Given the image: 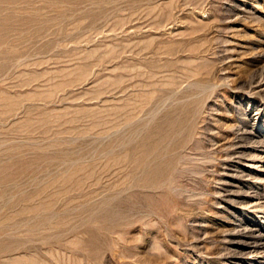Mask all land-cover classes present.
<instances>
[{"label": "rangeland", "instance_id": "rangeland-1", "mask_svg": "<svg viewBox=\"0 0 264 264\" xmlns=\"http://www.w3.org/2000/svg\"><path fill=\"white\" fill-rule=\"evenodd\" d=\"M263 64L264 0H0V264H264Z\"/></svg>", "mask_w": 264, "mask_h": 264}, {"label": "bare ground", "instance_id": "bare-ground-1", "mask_svg": "<svg viewBox=\"0 0 264 264\" xmlns=\"http://www.w3.org/2000/svg\"><path fill=\"white\" fill-rule=\"evenodd\" d=\"M261 54V53H260ZM227 68V67H226ZM225 69V68H224ZM226 70V69H225ZM255 72V71H254ZM219 77V76H218ZM248 85L249 87H258V92L261 93V94H264V64L255 72L253 73V75L251 76V79L248 81ZM247 85V86H248ZM243 87V86H242ZM255 87V88H256ZM249 89V88H248ZM257 89V88H256ZM253 91V90H252ZM254 92V91H253ZM257 106V105H256ZM258 113V112H257ZM260 119L261 121H263L264 123V114L261 112V116H260ZM247 121V120H246ZM248 124V123H247ZM247 124H244L240 129H239V132H237L236 130V135L235 137L238 139L236 142H234V144H237L238 146L237 149L234 151V153H243L246 149L242 148V143H243V140H245L247 137H248V134L249 133H252V131H255L257 132L258 135H260V131L259 130H256L253 128L254 127H248ZM238 127V125H237ZM241 130V131H240ZM232 137V136H231ZM263 137V136H262ZM230 138V137H229ZM227 139V138H226ZM234 139V138H233ZM229 140V139H228ZM249 140V138H248ZM235 141V140H234ZM250 141V140H249ZM248 141V142H249ZM257 141V140H256ZM259 141V140H258ZM225 142V141H224ZM229 142V141H228ZM242 142V143H241ZM245 142V141H244ZM259 142H262V145H263V149L261 151H254V152H257L255 154L256 157H259V158H264V140H260ZM258 142V143H259ZM228 146V144H227ZM231 146V145H230ZM221 148V147H220ZM225 148V147H224ZM230 148V147H229ZM232 148V147H231ZM230 148V149H231ZM250 148V147H249ZM256 149V148H254ZM253 149V150H254ZM225 150V149H224ZM228 151V150H227ZM250 153V152H249ZM248 153V154H249ZM253 153V152H252ZM237 154V155H238ZM251 154V153H250ZM228 155V154H227ZM234 155V154H233ZM232 155V156H233ZM229 157V156H228ZM254 157V156H252ZM264 160V159H263ZM234 173V172H233ZM243 173V172H242ZM248 174V173H247ZM253 176L255 177V175L253 174ZM247 177V176H246ZM251 177V176H250ZM258 177V176H257ZM226 181V180H225ZM227 183H228V180H227ZM254 186H250L249 189H253ZM226 189V188H225ZM240 189V188H239ZM242 190V189H241ZM256 190V189H254ZM253 190V191H254ZM231 192V191H230ZM229 192V193H230ZM238 193V192H236ZM240 193V192H239ZM243 193V192H242ZM243 196H238L236 198H240L242 201H247L248 203H253V206L259 208L258 212H264V193H260V192H255V194L251 195V191L250 193L251 194H242ZM254 193V192H253ZM226 198V196H225ZM239 199V200H240ZM231 201V198L229 199ZM238 200V201H239ZM241 201V202H242ZM226 208V207H225ZM234 208V207H233ZM232 209V208H231ZM239 218V217H238ZM257 231H256V230ZM231 229L229 228L227 231L229 232ZM233 231L230 232V237L229 238V241L230 242H235L237 244H240V243H243L246 247V249L249 250V253L250 252H253L256 254L259 253V252H262L264 251V226H261V227H257L256 225L255 226H251V225H246L245 227H238V225H235L232 229ZM227 236V235H226ZM225 238V237H224ZM228 245V244H227ZM228 248V247H227ZM230 250V249H229ZM231 251V250H230ZM247 252V250L245 251Z\"/></svg>", "mask_w": 264, "mask_h": 264}]
</instances>
